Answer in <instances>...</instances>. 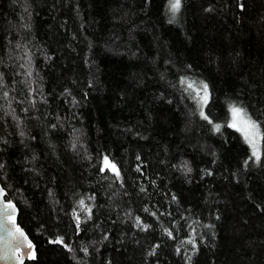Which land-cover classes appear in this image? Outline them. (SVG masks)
<instances>
[{"label":"trees","instance_id":"obj_1","mask_svg":"<svg viewBox=\"0 0 264 264\" xmlns=\"http://www.w3.org/2000/svg\"><path fill=\"white\" fill-rule=\"evenodd\" d=\"M231 104L264 130V0H0L25 264H264V144L254 162Z\"/></svg>","mask_w":264,"mask_h":264},{"label":"snow or ice","instance_id":"obj_2","mask_svg":"<svg viewBox=\"0 0 264 264\" xmlns=\"http://www.w3.org/2000/svg\"><path fill=\"white\" fill-rule=\"evenodd\" d=\"M169 6H170V10L173 13H177L181 8V0H169ZM182 83H185L188 89H193L194 91H196L201 106L207 103L209 97V93L207 91L208 89L207 84L201 82L200 87L197 88L195 82L182 81ZM201 89L203 90L202 96L200 95ZM229 111H230L231 120L227 126L230 128H234L236 131L241 133L244 141L249 145L251 149L252 157H254L257 161H259L261 158V145L264 144V130L261 129V122L254 120L245 108L237 106L235 104H231L229 106ZM200 114L202 118H204L205 120L208 119V117L204 114L203 111H201ZM209 122L211 123V121ZM214 127L216 131H219L221 125L216 124L214 125ZM105 166L110 167L113 171H116L115 165L111 164L108 161L107 157H105ZM0 167H2V165H0ZM5 195L6 193L4 188L0 187V200H2V198ZM81 205H83V201H81ZM14 216H15L14 204H12L11 202H6L0 205V217L3 218L2 220H0V228H3L4 231L13 239H18L16 234L19 233L20 237H24V233L18 226H15ZM5 221H11L15 230L13 231L12 229L8 228V225ZM24 239H26V237H24ZM56 242L60 243L62 241H56ZM188 243L194 244V241L189 240ZM28 246L31 247L30 242Z\"/></svg>","mask_w":264,"mask_h":264},{"label":"water","instance_id":"obj_3","mask_svg":"<svg viewBox=\"0 0 264 264\" xmlns=\"http://www.w3.org/2000/svg\"><path fill=\"white\" fill-rule=\"evenodd\" d=\"M0 187H3L1 186V183ZM6 202H11L15 205V226H18L22 230L26 239H24V237H20L19 233L16 234L18 239H13L4 231L3 228H0V264H25L26 261L34 259L35 245L31 241L25 230L18 223L19 209L17 205L11 200H7L5 195L2 200H0V205ZM2 219L3 218L0 217V220ZM5 222L7 223L8 228L12 229L13 231L15 230L11 221ZM29 242L31 244V247L28 246Z\"/></svg>","mask_w":264,"mask_h":264},{"label":"rangeland","instance_id":"obj_4","mask_svg":"<svg viewBox=\"0 0 264 264\" xmlns=\"http://www.w3.org/2000/svg\"><path fill=\"white\" fill-rule=\"evenodd\" d=\"M230 112V111H229ZM230 120H231V116H230ZM251 150V149H250ZM253 160H254V162H257L258 163V161L253 157Z\"/></svg>","mask_w":264,"mask_h":264}]
</instances>
